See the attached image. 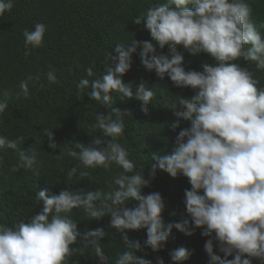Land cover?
<instances>
[{
  "label": "clouds",
  "instance_id": "9594fccd",
  "mask_svg": "<svg viewBox=\"0 0 264 264\" xmlns=\"http://www.w3.org/2000/svg\"><path fill=\"white\" fill-rule=\"evenodd\" d=\"M12 7L13 0H0V16ZM132 23H143L151 40L132 38L127 48L117 44L116 55L108 53L105 57L107 70L101 76H96L92 67L85 69L87 77L96 78L80 79L78 92L90 89L86 95L110 112L96 114L92 128L101 136H94L91 144L77 142L74 148L78 151L67 153L80 162L67 168L68 177H87V171H78L81 165L108 170L114 163L122 169L112 179L116 187L110 185L107 192L65 189L59 194L49 193L47 188L40 190L35 199L43 202L41 212L13 226L0 224V264H69L78 237L85 246H93L99 264H112L101 246L105 230L97 227L81 232L71 217L73 209H83L94 219L110 215L111 226L120 232L146 229L143 242L131 240L127 234L122 236L126 250L117 254L114 264H153L137 256V251L162 250L173 229L190 236L195 228L210 237L204 244L208 264H252L253 258L264 264V87H258L260 82L252 72L235 62L243 58L264 70V36L252 20L251 6L246 0H166L150 6ZM45 31L43 23H36L32 31L25 29V48L42 47ZM165 46L166 54L157 53V48L163 50ZM177 46L192 55L207 53L216 63L202 64V71H186L184 55ZM134 53L160 80L167 75L174 86L194 90L190 97L176 95L168 106L177 117L170 125L172 130L179 127L181 119L190 121V126L178 132L170 154L151 153L155 163L148 178L141 174L144 166L137 171L128 150L116 142L124 134L123 116L127 112L113 107L112 93H117L121 101H140L145 114L157 95V90L145 87L144 81L133 89V83L121 78L130 70ZM109 60L113 66H108ZM39 79V75H29L20 82L21 91L15 95L27 97L29 81ZM47 80L57 82L54 69L47 73ZM9 95L4 92L5 97ZM7 107V100L0 101V116ZM44 135L48 147L55 150L58 145L53 131L45 129ZM5 148L18 152L19 162L11 166L12 173L40 164L35 149L20 150L17 140L0 135V149ZM55 157L62 159L61 152ZM157 169L173 178L183 175L188 179L191 187L185 189L184 203L190 220L165 223L162 195L142 192ZM129 201H136V206L126 207ZM213 240L218 242L216 247L222 256L214 251ZM191 254L183 246L169 252L173 264H181ZM156 264L165 262L157 257Z\"/></svg>",
  "mask_w": 264,
  "mask_h": 264
},
{
  "label": "trees",
  "instance_id": "16d2710c",
  "mask_svg": "<svg viewBox=\"0 0 264 264\" xmlns=\"http://www.w3.org/2000/svg\"><path fill=\"white\" fill-rule=\"evenodd\" d=\"M163 2L166 0H13L12 9L0 16V101L7 100L8 103L5 113L0 116V135L17 140L20 150L35 149L40 161L33 169L22 168L12 173L11 166L19 162L18 152L10 148L0 149V171L4 173L0 175V224L13 226L41 212L43 202L35 197L45 188L49 193L59 194L65 189L107 192L116 187L111 182L122 169L114 163L108 170L85 169L81 165L78 171H87V177L67 176V168L80 163L67 153L78 151L74 148L75 143L91 144L94 136H101L99 130L92 128L96 123V114L110 112V109L86 95L90 89L80 93L76 85L82 78H96L87 77L85 69L88 67L93 68L96 76L104 74L107 70L105 57L108 53L116 55L114 49L117 44L127 48L132 38L137 41L151 40L143 23L136 25L132 20L145 13L150 6ZM246 2L252 8L253 22L264 36V27H259L264 24V0ZM36 23L46 25L43 46H29L26 49L23 32L25 29L34 30ZM177 48L184 55L186 71H202V64L216 63L207 53L192 55L183 46ZM26 51H29L27 56ZM167 51V46L163 50L157 48V53L166 54ZM235 62L252 72L260 82L258 87H264V70L257 69L255 62L243 58ZM108 66H113L110 60ZM53 69L57 82L50 83L47 73ZM29 75H39L40 79L29 81L27 97L22 93L17 97L15 94L21 91L20 82ZM121 78L125 83H133V89L144 81L145 87L157 90V95L148 106V114L140 110V101H121L117 93H112L113 107L127 112L123 116L124 134L116 142L128 150L137 171L144 166L141 174L148 178L150 166L155 163L151 153L170 154L178 132L190 126V121L181 119L179 127L172 130L170 125L177 117L168 106L176 95L190 97L194 90L174 86L167 75L160 80L154 70L147 71L142 66L136 53L132 56L130 70ZM5 91L10 93L8 97L4 96ZM161 91L163 94H160ZM113 118H116L115 114ZM45 129H51L54 133L58 145L55 150L48 147ZM102 139L108 141L111 138ZM60 152L62 159L57 160L55 156H59ZM190 187L183 175L173 178L157 169L155 177L142 192H159L165 202L162 212L165 223L180 222L185 218L190 220L184 203L185 189ZM136 204V201H129L126 207L131 208ZM71 217L77 221L81 232L97 227L105 230L107 234L102 238L101 246L110 256L112 264L117 254L126 250L122 238L124 234L131 240L141 242L147 238L146 229L117 231L110 224V215L94 219L89 218L83 209H73ZM201 232V228H195L189 236L173 229L162 250L153 252L145 248L143 252L137 251L136 255L151 260L153 264H156L157 257L163 258L165 264H173L169 252L183 246L192 254L181 264H208L204 244L210 237L202 236ZM217 243L213 240L214 251L222 256ZM72 247L75 251L69 264H99L93 246H85L79 237L78 243ZM252 264H260V261L253 258Z\"/></svg>",
  "mask_w": 264,
  "mask_h": 264
}]
</instances>
